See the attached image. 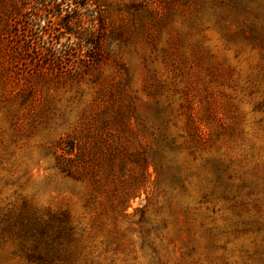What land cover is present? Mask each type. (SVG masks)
<instances>
[{
  "label": "rangeland",
  "instance_id": "1",
  "mask_svg": "<svg viewBox=\"0 0 264 264\" xmlns=\"http://www.w3.org/2000/svg\"><path fill=\"white\" fill-rule=\"evenodd\" d=\"M21 1L0 0V264H37L20 228L62 214L52 264H264V0H100L77 73L24 52Z\"/></svg>",
  "mask_w": 264,
  "mask_h": 264
},
{
  "label": "trees",
  "instance_id": "2",
  "mask_svg": "<svg viewBox=\"0 0 264 264\" xmlns=\"http://www.w3.org/2000/svg\"><path fill=\"white\" fill-rule=\"evenodd\" d=\"M30 0H22L18 6V20L19 27H26L29 33L25 35L26 45L29 44L28 49H24V52H37L39 56L44 59L53 58L55 62L66 64L70 71L76 73L82 71L80 61L87 62L82 58V54L79 50V46L72 40V35L80 39L82 34H78L83 24V14L80 15L82 10L93 13L99 6L100 0H73L75 7L73 8L70 3H66L65 0H35L32 6H29ZM66 9H64V5ZM89 8V9H88ZM55 18L58 28L52 27L53 31L47 32L48 17ZM93 16V14H89ZM27 19L28 21H24ZM98 16L94 17L91 22L96 23L100 21ZM101 23V21H100ZM104 31V29H102ZM16 38H19V34H16ZM96 35L94 31L90 32V36L87 38V43L91 45H102V40L95 41ZM25 40V39H24ZM92 56H89V58ZM69 61V64L66 63ZM80 64V66H79ZM88 66L85 65L84 68ZM63 69H66L62 67ZM162 155V154H161ZM155 170L156 166H155ZM174 176V175H173ZM133 192L128 194L131 196ZM59 226H40V224H34L32 222L26 225L22 224L20 228V236L25 242L22 246L26 252V259L30 263L37 264H52L57 258H53L58 251L54 252L56 247L61 245L62 235L63 238H68L72 234V226L70 224L67 215L62 214L59 217H53ZM47 238L45 242L48 246H51V250L45 249L42 246V238ZM57 257V256H56Z\"/></svg>",
  "mask_w": 264,
  "mask_h": 264
}]
</instances>
